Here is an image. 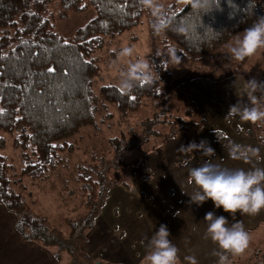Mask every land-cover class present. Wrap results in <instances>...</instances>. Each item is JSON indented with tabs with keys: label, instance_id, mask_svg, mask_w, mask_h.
Wrapping results in <instances>:
<instances>
[{
	"label": "rangeland",
	"instance_id": "374dc122",
	"mask_svg": "<svg viewBox=\"0 0 264 264\" xmlns=\"http://www.w3.org/2000/svg\"><path fill=\"white\" fill-rule=\"evenodd\" d=\"M261 1L264 8V0ZM174 2L150 0L148 17L142 25L108 40L104 48L97 52L94 58L98 59L101 72L95 80L94 95L99 97L104 86H116L125 91L119 86L121 72L127 71L129 65L138 60L151 65L156 50V33L152 26L154 18ZM96 16L92 8L55 23L54 28L60 36L69 38ZM125 47L133 48L131 57L119 56ZM228 55L229 52L216 61L200 66V71L214 72L213 77L226 74L222 69L230 64ZM171 65L173 91L170 92L171 102L167 114L161 115V106L150 99H145L138 112L126 118L116 106L101 105L102 111L96 117V125L84 128L74 139L77 144L68 157L67 167L58 170L53 176L51 174L46 181H33L23 175L25 161L14 143L18 132L13 135L1 134L7 140L1 154L12 166L9 174L11 190L23 197L29 213L42 219L62 239L69 241L75 224L84 220L94 207L90 192L83 190L85 186L79 180L83 172L78 167L97 166L100 171L107 170L105 185L109 194L106 205L94 228H84L73 238L79 253L88 263L137 264L143 259L140 264H145L148 242L163 224L170 231L169 239L179 249L178 264H192L191 258L195 259L196 264H218L220 249L206 236L205 213L215 211L217 215L227 216L231 225L240 222L246 227L244 219H240V213L233 215L224 213L222 209L216 210L211 200L200 207L190 204L189 196L198 189L189 182V171L206 162L229 169L264 167V128H256L253 121L229 113L230 108L237 103L241 108L264 107V86L255 93L249 87V81L253 79L258 84L264 83V49L238 62L241 75L221 77L216 81L194 80L183 88H177L176 84L188 75L189 67L177 60H172ZM232 66V71L238 67ZM192 102L195 103L191 108L194 114L189 117L186 111ZM169 121L176 124H168ZM145 123L153 124L156 135L141 149L127 151L117 167L111 165L113 161L117 163L118 156L109 140L120 139L123 135L139 138L146 127ZM258 126L264 127V123L258 121ZM213 131L227 136L228 144L216 145L215 142L221 140L210 137ZM201 140H206L215 153L206 156L199 151L183 149V146L193 141L199 144ZM233 144L258 149V153L248 161L234 159L230 155ZM103 191L104 188L100 190L101 196ZM253 220L249 218L250 222ZM249 235L250 238L257 236L256 232ZM38 245L53 254L57 252L56 248ZM61 256L64 264H79L68 254ZM246 258L241 257V253L229 254L227 264H244Z\"/></svg>",
	"mask_w": 264,
	"mask_h": 264
},
{
	"label": "trees",
	"instance_id": "16d2710c",
	"mask_svg": "<svg viewBox=\"0 0 264 264\" xmlns=\"http://www.w3.org/2000/svg\"><path fill=\"white\" fill-rule=\"evenodd\" d=\"M149 2L0 0V210L4 208L16 216V231L25 241L56 248L54 256L60 263L61 255L68 254L79 264H91L79 253L73 238L84 228H94L101 215L109 194L105 185L107 170L78 167L83 172L79 180L85 186L83 190L90 192L94 207L84 220L75 224L72 238L62 239L42 219L29 213L23 197L11 190L12 166L1 154L7 144L1 134L18 132L14 143L25 161L23 175L33 181H46L51 174L67 167L68 157L77 144L74 139L84 128L96 125L101 105L116 106L126 118L137 113L145 99H150L161 106V115L167 114L173 91L172 60L187 64L190 70L177 82V88L194 80L216 81L241 75L238 62L242 61L231 56L230 48L246 28L264 16L261 0H213L206 10L193 9V0H175L156 15L152 24L156 33V50L149 66L152 79L138 81L131 92L104 86L99 97L94 95L95 80L101 72L94 56L108 40L142 25L148 17ZM92 8L97 16L71 37H62L55 30V23ZM228 52L230 64L222 69L226 74L213 77L214 72L200 71V66ZM232 65L238 67L232 71ZM195 68L198 70L193 72ZM194 106L192 102L186 116L193 117ZM254 123L256 128H264L258 126V121ZM144 125L139 138L123 135L109 140L118 156L117 163L113 161L111 165L117 167L127 151L141 149L156 135L152 123ZM210 137L221 140L215 142L218 146L229 142L218 131L211 132Z\"/></svg>",
	"mask_w": 264,
	"mask_h": 264
},
{
	"label": "clouds",
	"instance_id": "9594fccd",
	"mask_svg": "<svg viewBox=\"0 0 264 264\" xmlns=\"http://www.w3.org/2000/svg\"><path fill=\"white\" fill-rule=\"evenodd\" d=\"M213 0H193L192 7L197 10H206L212 6ZM264 49V16L257 18L250 27L243 31L230 48L231 56L243 61L254 56ZM133 48L121 49L120 57H131ZM152 79V72L146 61L138 60L130 64L127 71L120 74V87L131 92L140 80ZM264 83L258 84L255 79L249 81L253 93L260 90ZM238 103L229 110L230 114H237L248 121H264V107H238ZM184 150L199 151L211 156L215 150L206 140L189 143ZM258 149L233 144L230 155L234 159L251 160L256 157ZM189 182L197 186L194 195L189 196L190 204L197 207L211 200L216 210L222 209L228 214L256 215L264 210V167H254L249 170L229 169L219 164L206 162L202 166L192 167L189 171ZM207 222L206 236L220 249L218 264H227L229 254L243 253L249 245L250 235L240 222L229 226L228 217L217 215L215 211L205 213ZM170 231L161 224L159 229L148 242V251L144 256L145 264H178L179 249L169 237ZM192 264H196L195 259Z\"/></svg>",
	"mask_w": 264,
	"mask_h": 264
},
{
	"label": "crops",
	"instance_id": "0c3cea01",
	"mask_svg": "<svg viewBox=\"0 0 264 264\" xmlns=\"http://www.w3.org/2000/svg\"><path fill=\"white\" fill-rule=\"evenodd\" d=\"M250 216L240 214V219H244L246 225L245 230L249 234H257L256 238H250L248 247L241 253V257H247L244 264L264 262V210L261 215ZM249 218L254 220L250 222ZM16 222L15 215L4 208L0 210V264H64L58 262L54 254L47 249L24 241L16 231Z\"/></svg>",
	"mask_w": 264,
	"mask_h": 264
},
{
	"label": "built area",
	"instance_id": "2783aa9c",
	"mask_svg": "<svg viewBox=\"0 0 264 264\" xmlns=\"http://www.w3.org/2000/svg\"><path fill=\"white\" fill-rule=\"evenodd\" d=\"M257 264H264L263 262H258Z\"/></svg>",
	"mask_w": 264,
	"mask_h": 264
},
{
	"label": "water",
	"instance_id": "95a60500",
	"mask_svg": "<svg viewBox=\"0 0 264 264\" xmlns=\"http://www.w3.org/2000/svg\"><path fill=\"white\" fill-rule=\"evenodd\" d=\"M95 264H103V263H101V262H97V263H95Z\"/></svg>",
	"mask_w": 264,
	"mask_h": 264
},
{
	"label": "snow or ice",
	"instance_id": "6c2138e0",
	"mask_svg": "<svg viewBox=\"0 0 264 264\" xmlns=\"http://www.w3.org/2000/svg\"><path fill=\"white\" fill-rule=\"evenodd\" d=\"M49 71H53L52 69H50Z\"/></svg>",
	"mask_w": 264,
	"mask_h": 264
}]
</instances>
